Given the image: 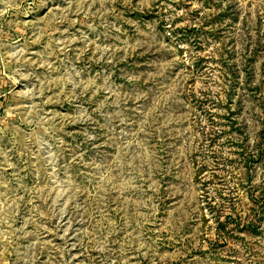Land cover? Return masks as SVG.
I'll use <instances>...</instances> for the list:
<instances>
[{"label": "rangeland", "instance_id": "obj_1", "mask_svg": "<svg viewBox=\"0 0 264 264\" xmlns=\"http://www.w3.org/2000/svg\"><path fill=\"white\" fill-rule=\"evenodd\" d=\"M0 264H264V0H0Z\"/></svg>", "mask_w": 264, "mask_h": 264}]
</instances>
